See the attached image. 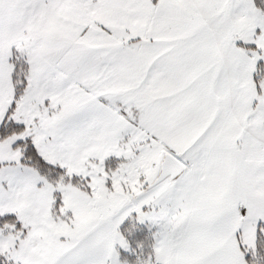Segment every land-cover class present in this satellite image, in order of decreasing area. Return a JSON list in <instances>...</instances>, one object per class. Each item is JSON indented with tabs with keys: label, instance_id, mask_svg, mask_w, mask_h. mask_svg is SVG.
Returning a JSON list of instances; mask_svg holds the SVG:
<instances>
[{
	"label": "snow or ice",
	"instance_id": "6c2138e0",
	"mask_svg": "<svg viewBox=\"0 0 264 264\" xmlns=\"http://www.w3.org/2000/svg\"><path fill=\"white\" fill-rule=\"evenodd\" d=\"M0 264H264V0H0Z\"/></svg>",
	"mask_w": 264,
	"mask_h": 264
}]
</instances>
